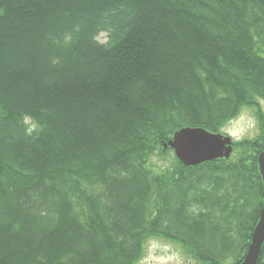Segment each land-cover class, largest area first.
<instances>
[{"label":"trees","instance_id":"trees-1","mask_svg":"<svg viewBox=\"0 0 264 264\" xmlns=\"http://www.w3.org/2000/svg\"><path fill=\"white\" fill-rule=\"evenodd\" d=\"M261 102L264 0H0V264H137L152 239L241 263ZM253 107L261 137L229 160L164 150Z\"/></svg>","mask_w":264,"mask_h":264},{"label":"water","instance_id":"water-1","mask_svg":"<svg viewBox=\"0 0 264 264\" xmlns=\"http://www.w3.org/2000/svg\"><path fill=\"white\" fill-rule=\"evenodd\" d=\"M172 149L178 161L185 167H197L205 163L228 160L233 153L231 137L211 133L202 128H184L176 132L164 149ZM258 169L262 179L264 200V152L258 157ZM264 246V208L252 234L247 254L239 264H258Z\"/></svg>","mask_w":264,"mask_h":264},{"label":"rangeland","instance_id":"rangeland-1","mask_svg":"<svg viewBox=\"0 0 264 264\" xmlns=\"http://www.w3.org/2000/svg\"><path fill=\"white\" fill-rule=\"evenodd\" d=\"M98 42L102 45L108 43V36L103 33L99 36ZM264 113V102H261ZM257 107L245 108L241 113L221 131L226 137H231L234 144L242 141H255L261 137L260 121ZM30 124V121L27 120ZM166 151V150H165ZM234 153L231 157H233ZM172 158L174 152L168 155ZM171 160V159H170ZM157 164L166 167L164 161L157 159ZM137 264H198L187 257L179 246L162 239H152L148 242L144 257Z\"/></svg>","mask_w":264,"mask_h":264}]
</instances>
